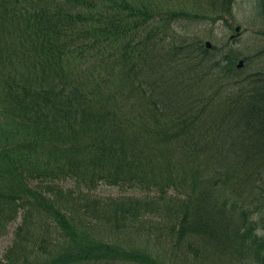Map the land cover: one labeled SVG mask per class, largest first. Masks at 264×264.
Returning a JSON list of instances; mask_svg holds the SVG:
<instances>
[{
	"label": "trees",
	"instance_id": "trees-1",
	"mask_svg": "<svg viewBox=\"0 0 264 264\" xmlns=\"http://www.w3.org/2000/svg\"><path fill=\"white\" fill-rule=\"evenodd\" d=\"M236 1L0 0V264H164L95 230L153 221L184 243L166 261L264 264V71L173 34Z\"/></svg>",
	"mask_w": 264,
	"mask_h": 264
},
{
	"label": "rangeland",
	"instance_id": "rangeland-1",
	"mask_svg": "<svg viewBox=\"0 0 264 264\" xmlns=\"http://www.w3.org/2000/svg\"><path fill=\"white\" fill-rule=\"evenodd\" d=\"M257 0H237L234 5L233 18L228 20V25L220 22L214 26L194 24L190 22L179 21L174 26V36L178 43L180 40L200 37L203 42L209 41L221 49L222 52L228 49H234L239 52V55L246 56L249 59L247 72L264 71V25L257 13ZM240 27L239 35H235L234 28ZM231 36H234L231 39ZM241 58V57H240ZM242 59V58H241ZM145 193L138 190L122 191L117 187L100 186L94 195L100 198H116L122 196H143ZM260 226H264V204L261 206L258 214L255 215ZM19 223V219L8 224L6 233L0 238V260L4 250L9 246L13 238V232ZM95 229V227H94ZM100 236L106 240L112 241L111 244L123 248H135L136 245H145L152 252L162 258L164 264H174L176 260L171 257V260L166 261L162 255L165 249L170 250L168 255L181 254L184 251V243L180 246H175V239L169 233V230L153 221L146 223L136 230L128 232H111L105 230L95 229ZM54 229L47 222V233L55 236ZM52 232V233H51ZM172 246H174L172 248ZM172 249V250H171ZM153 254L155 257H157ZM115 264H129L126 262H117ZM209 264H212L209 262Z\"/></svg>",
	"mask_w": 264,
	"mask_h": 264
},
{
	"label": "water",
	"instance_id": "water-1",
	"mask_svg": "<svg viewBox=\"0 0 264 264\" xmlns=\"http://www.w3.org/2000/svg\"><path fill=\"white\" fill-rule=\"evenodd\" d=\"M235 31L238 32L239 31V27L235 28ZM206 47L210 48V44L208 42L206 43ZM241 65H243L242 61H240L238 63V65H236V66H238V68H240V67H242Z\"/></svg>",
	"mask_w": 264,
	"mask_h": 264
}]
</instances>
